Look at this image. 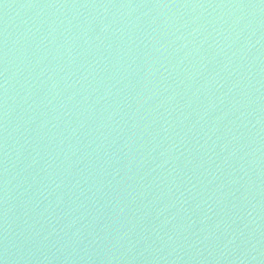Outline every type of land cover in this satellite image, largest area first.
Masks as SVG:
<instances>
[{
  "label": "water",
  "instance_id": "water-1",
  "mask_svg": "<svg viewBox=\"0 0 264 264\" xmlns=\"http://www.w3.org/2000/svg\"><path fill=\"white\" fill-rule=\"evenodd\" d=\"M0 264H264V0H0Z\"/></svg>",
  "mask_w": 264,
  "mask_h": 264
}]
</instances>
